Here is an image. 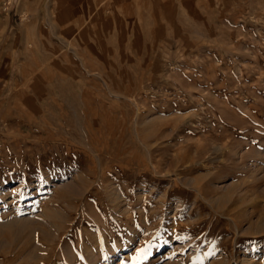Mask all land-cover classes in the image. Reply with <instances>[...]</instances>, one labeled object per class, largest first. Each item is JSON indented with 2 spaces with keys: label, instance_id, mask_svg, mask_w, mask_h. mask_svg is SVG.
<instances>
[{
  "label": "rangeland",
  "instance_id": "1",
  "mask_svg": "<svg viewBox=\"0 0 264 264\" xmlns=\"http://www.w3.org/2000/svg\"><path fill=\"white\" fill-rule=\"evenodd\" d=\"M262 224L264 0H0V264H264Z\"/></svg>",
  "mask_w": 264,
  "mask_h": 264
},
{
  "label": "bare ground",
  "instance_id": "2",
  "mask_svg": "<svg viewBox=\"0 0 264 264\" xmlns=\"http://www.w3.org/2000/svg\"><path fill=\"white\" fill-rule=\"evenodd\" d=\"M60 7V6H59ZM37 66V65H36ZM38 115V114H37ZM17 139V138H16ZM54 139V138H53ZM9 140V139H8ZM10 140H11V138H10ZM15 140V139H14ZM20 140V139H19ZM13 141V140H12ZM17 141V140H16ZM15 142V141H14ZM47 143H49V142H47ZM10 144H11V142H10ZM30 144V143H29ZM41 145H43V144H41ZM45 145V144H44ZM33 146H34V144H33ZM55 147H57V146H55ZM63 147V146H62ZM61 147V148H62ZM10 148V147H9ZM12 148H13V146H12ZM15 148V147H14ZM17 148V147H16ZM22 148V147H21ZM30 148H31V146H30ZM58 148V147H57ZM4 149V148H3ZM18 149H19V146H18ZM51 149V148H50ZM53 149V148H52ZM64 149V148H63ZM2 150V149H1ZM12 150V149H11ZM16 150V149H15ZM61 150V149H60ZM5 151V150H4ZM2 152H3V150H2ZM17 153L16 151H12V153ZM4 153V152H3ZM13 153V154H14ZM61 153H62V151H61ZM52 154H53V152H52ZM53 155H55V154H53ZM58 155V153L56 154V156ZM59 155H60V153H59ZM58 155V156H59ZM42 156V155H41ZM43 157V156H42ZM55 158V157H54ZM60 197H61V195H60ZM59 197V199H61ZM62 197H64V196H62ZM66 199V198H65ZM62 200H64L63 198H62ZM70 200V199H69ZM71 201V200H70ZM53 202H56V201H53ZM54 204V203H53ZM52 204V206H51V209L53 210V211H57L56 209H55V207H57V206H55L54 207V205ZM57 204V203H56ZM60 204V203H59ZM64 204V203H63ZM58 205V204H57ZM54 213V212H53ZM49 214V213H48ZM52 215V214H51ZM53 215H55V214H53ZM230 216V215H229ZM262 215L260 214L258 217H257V219H259V218H262L261 217ZM49 219V218H48ZM235 226H236V228L238 229L239 228V225H237V223L235 224ZM237 231V230H236ZM253 231V234H263L264 233V224H262L260 227H258V228H256L255 230H252ZM26 242V241H25ZM25 248V247H24ZM52 257V256H51ZM15 260V259H14ZM13 262L12 261H8V264H12ZM28 264V263H27Z\"/></svg>",
  "mask_w": 264,
  "mask_h": 264
}]
</instances>
